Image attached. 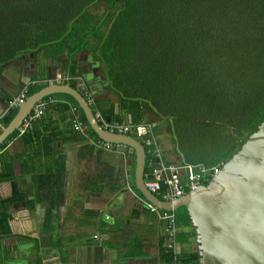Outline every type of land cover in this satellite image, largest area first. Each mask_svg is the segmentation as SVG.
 I'll return each instance as SVG.
<instances>
[{"label":"trees","instance_id":"obj_1","mask_svg":"<svg viewBox=\"0 0 264 264\" xmlns=\"http://www.w3.org/2000/svg\"><path fill=\"white\" fill-rule=\"evenodd\" d=\"M65 53L70 75L77 54L101 72L118 106L101 111L105 119L154 117L181 163L222 168L264 121V0H0V68ZM11 185L0 199V238L10 233L5 210L24 198ZM160 254L171 264L172 252ZM177 260L199 264L196 251Z\"/></svg>","mask_w":264,"mask_h":264},{"label":"crops","instance_id":"obj_2","mask_svg":"<svg viewBox=\"0 0 264 264\" xmlns=\"http://www.w3.org/2000/svg\"><path fill=\"white\" fill-rule=\"evenodd\" d=\"M67 61L66 53L44 62L25 55L1 66L0 135L25 100L50 84L75 83L73 88L85 100L87 95L94 99L93 113L95 108L101 112L112 107L118 112L117 100L105 89L97 66L77 54L73 76ZM23 92V103L9 107ZM73 101L66 94L44 97L42 114L31 123L32 133H26L30 127L23 133L18 129L1 144L0 199L11 197L12 182L24 198L5 210L10 233L0 238V254L12 246L8 257L29 253L22 264H162L163 223L143 206L135 188L134 154L121 145L112 144L108 151L98 147L95 142L100 139L90 134ZM76 120L80 130L73 128ZM146 120L156 122L152 116ZM155 134L164 162L180 164L163 132L156 128ZM191 231L177 226V236L183 232L189 242L184 246L177 237L180 252H195ZM25 237L32 243L24 245Z\"/></svg>","mask_w":264,"mask_h":264},{"label":"water","instance_id":"obj_3","mask_svg":"<svg viewBox=\"0 0 264 264\" xmlns=\"http://www.w3.org/2000/svg\"><path fill=\"white\" fill-rule=\"evenodd\" d=\"M51 94L69 95L87 126L102 141L134 154V184L145 201L164 211L184 207L194 230L199 264H264V121L208 184L173 202H162L144 185L145 152L130 135L103 130L83 95L69 84H50L28 97L0 135V144L18 130L36 103Z\"/></svg>","mask_w":264,"mask_h":264},{"label":"built area","instance_id":"obj_4","mask_svg":"<svg viewBox=\"0 0 264 264\" xmlns=\"http://www.w3.org/2000/svg\"><path fill=\"white\" fill-rule=\"evenodd\" d=\"M79 88L86 93V86L81 78H78ZM87 94V93H86ZM25 99L23 92L21 97L9 103L22 104ZM87 104L95 106L94 99L87 95ZM44 103L38 102L34 110L22 121L19 132H25L31 123L42 114ZM93 113L99 126L109 133L118 135H130L139 141L145 152L143 182L147 190L162 202H173L181 198L189 191H194L200 185L210 182L221 171V165L206 168L203 165H192L186 163L168 164L163 159V147L156 137L157 124L155 122L142 121L139 123L109 121L103 117L101 112L95 108ZM93 112V110H92ZM1 119V117H0ZM0 123V130H1ZM75 130L81 129V123L76 120L73 124ZM96 145L108 151L112 144L97 140ZM2 145L0 144V153ZM146 169V171H145ZM143 206L152 214L156 215L159 222L163 223V232L166 240L165 249L172 252L173 261L171 264H178L177 257L180 249L177 241V222L173 211H164L144 200Z\"/></svg>","mask_w":264,"mask_h":264},{"label":"rangeland","instance_id":"obj_5","mask_svg":"<svg viewBox=\"0 0 264 264\" xmlns=\"http://www.w3.org/2000/svg\"><path fill=\"white\" fill-rule=\"evenodd\" d=\"M186 213L187 212H186V209L184 207H179L174 211V214L176 217V222L179 224V226L181 228H183L186 225ZM23 240H25L24 245L28 244V243H30V244L32 243V240L29 237H25ZM10 247H12V246L7 247L6 253L4 251L1 252L0 264H22L23 263V261H22L23 255L29 254V253L27 251H25L23 255H19V257H17V258L8 257V255L9 256L11 255L10 254ZM192 250H196V243H194V246L192 245Z\"/></svg>","mask_w":264,"mask_h":264}]
</instances>
